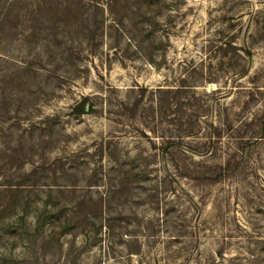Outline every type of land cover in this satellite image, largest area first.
<instances>
[{
	"label": "rangeland",
	"instance_id": "rangeland-1",
	"mask_svg": "<svg viewBox=\"0 0 264 264\" xmlns=\"http://www.w3.org/2000/svg\"><path fill=\"white\" fill-rule=\"evenodd\" d=\"M0 264H264V0H0Z\"/></svg>",
	"mask_w": 264,
	"mask_h": 264
},
{
	"label": "trees",
	"instance_id": "trees-1",
	"mask_svg": "<svg viewBox=\"0 0 264 264\" xmlns=\"http://www.w3.org/2000/svg\"><path fill=\"white\" fill-rule=\"evenodd\" d=\"M137 43H135V48L136 49L139 48ZM93 106L94 105H92V108H93ZM159 149L162 150L163 156L167 157L168 159L170 157L169 161L173 164L174 167H176L178 169H181L182 167L185 166V160L184 159H186L185 157L188 156V153H189L188 151L187 152L186 151L185 152L184 151L180 152L179 148H159ZM207 149H209V148H198L197 151L196 152H192V154L195 155V154H198V153H202V154H206V157H207V156H209L208 154L210 153ZM198 155H201V154H198ZM201 156H203V155H201ZM213 167L216 168L217 170H220V169L223 168V166H220V164H215ZM218 173L219 174H216L215 178L207 177L205 175H202V177H201L199 175L197 179H200V180H215V181H217L220 177L223 176V173L221 171L218 172Z\"/></svg>",
	"mask_w": 264,
	"mask_h": 264
}]
</instances>
